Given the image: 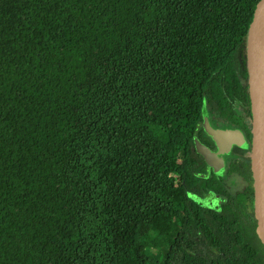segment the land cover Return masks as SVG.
Returning <instances> with one entry per match:
<instances>
[{"label":"trees","instance_id":"1","mask_svg":"<svg viewBox=\"0 0 264 264\" xmlns=\"http://www.w3.org/2000/svg\"><path fill=\"white\" fill-rule=\"evenodd\" d=\"M259 2L0 0V264H264L192 152L247 106Z\"/></svg>","mask_w":264,"mask_h":264},{"label":"flooded vegetation","instance_id":"2","mask_svg":"<svg viewBox=\"0 0 264 264\" xmlns=\"http://www.w3.org/2000/svg\"><path fill=\"white\" fill-rule=\"evenodd\" d=\"M247 106L234 105L229 112L216 109V106H206L202 111L201 120L194 134L192 152L200 165L199 176L206 183L219 184L223 188L221 194L212 192L205 197H198L204 206L218 209L229 196L249 195L251 184L249 180L248 150L250 138L246 127ZM213 131L231 132L232 137L225 143H219L212 135ZM198 145L210 151L221 162L219 173L199 151ZM204 150V149H203ZM252 205V199L246 198Z\"/></svg>","mask_w":264,"mask_h":264},{"label":"water","instance_id":"3","mask_svg":"<svg viewBox=\"0 0 264 264\" xmlns=\"http://www.w3.org/2000/svg\"><path fill=\"white\" fill-rule=\"evenodd\" d=\"M246 127L250 138L249 180L252 190V212L256 220V232L264 246V0H260L254 12L246 41ZM219 143H225L234 133L211 130ZM210 165L219 173L221 162L207 149L198 145ZM204 149V150H203Z\"/></svg>","mask_w":264,"mask_h":264}]
</instances>
